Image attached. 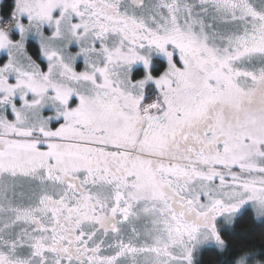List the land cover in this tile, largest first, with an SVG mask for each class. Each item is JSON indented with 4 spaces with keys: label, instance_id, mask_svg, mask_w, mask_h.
I'll list each match as a JSON object with an SVG mask.
<instances>
[{
    "label": "snow or ice",
    "instance_id": "obj_1",
    "mask_svg": "<svg viewBox=\"0 0 264 264\" xmlns=\"http://www.w3.org/2000/svg\"><path fill=\"white\" fill-rule=\"evenodd\" d=\"M0 264H264V0H0Z\"/></svg>",
    "mask_w": 264,
    "mask_h": 264
}]
</instances>
